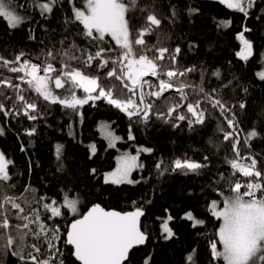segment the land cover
Masks as SVG:
<instances>
[{"label":"trees","instance_id":"obj_1","mask_svg":"<svg viewBox=\"0 0 264 264\" xmlns=\"http://www.w3.org/2000/svg\"><path fill=\"white\" fill-rule=\"evenodd\" d=\"M27 3L28 0H16V9L21 15L31 16V23H24L12 30L7 21L0 17V57L14 61L15 56L23 51L26 58L31 59L32 62L42 63L41 50L47 51L51 48L56 51L61 47L59 41L65 36L67 37L65 48L72 41H75L80 48H89L88 42L78 35L82 26L69 24L65 31L64 17L67 15L71 18L72 15L67 0L62 9H55L47 21L41 19L37 13L29 11ZM139 3L141 7L152 5L153 8L149 10L154 9L155 14L162 21L158 28H154L152 34L145 36L146 45L164 47L170 51L179 46L182 53L178 57L177 69L183 71L193 66L196 69L186 77L180 78L189 85L185 89L188 100L181 102L179 94L174 89L169 90L162 98L155 101L154 111H166L170 105L183 103L184 106L178 111L186 113L187 103L195 104L200 100V107L205 111V123L195 125L194 130L190 131L186 121L180 122L181 127L173 128L153 118L145 127L130 122L124 114L104 101H97L95 105L90 102L80 108L82 120L79 114H74L59 104L49 107L40 101L36 102L39 111L44 115L37 121H29L23 116L6 119L0 113V126L4 128V135H0V149L7 158L14 161V166L9 167L12 176L10 183L14 187L7 188L6 193L13 197H26L27 200L32 201V207H37L34 196L44 195L61 201L62 193L70 198L78 195L81 201L78 206L81 215L94 204L121 212L131 211L134 210L132 202L135 201V207H142L145 212L141 220L142 230L149 234V239L145 246L130 253L126 264H144L145 258L149 256L150 264H187L185 258L193 249L196 250L195 264H223L222 261L212 259L209 247L210 241H218L216 233L221 221L212 217L206 208L210 201L221 198L220 192L224 195L231 194L228 191V178L232 170L225 160L235 158V154L231 143L224 142L219 127L223 126L225 131L231 129L227 127L219 110L205 102L200 88L210 94L216 89L214 98L220 99L229 107L239 101L246 102L244 109L238 107L234 109L237 122L236 135L240 138L238 147L242 157L248 154L255 155L259 161L258 168L264 171V81L256 75L264 65V0H257L247 18L243 13L229 9L226 4H221L218 0H139ZM21 4H25L26 7L21 9L19 7ZM170 5L176 6L177 16L174 20L171 19ZM77 6H80L79 0ZM189 7L197 8L199 12L190 16L187 11ZM144 15L146 13L142 15L139 11L128 14L130 31L133 34L131 38H135L136 29L143 25ZM228 20L231 21L228 27L218 26L220 21ZM41 25H44L47 31H44ZM30 28L35 29V40L29 39L32 34ZM245 28L251 30L246 31L245 36L252 42L254 50V55L248 61H243L235 55L241 48L236 36ZM104 47H115L111 37H106ZM89 50L94 53L96 49L89 48ZM148 55L151 56L153 53L149 52ZM38 56L41 57L40 60L36 59ZM164 63L169 62L165 60ZM77 66L79 65L73 64V67ZM55 67L59 69L60 64L56 62ZM217 69L220 72L219 78L212 75ZM107 70L98 73L95 69H87L86 73L100 75L101 84L109 88L115 81L103 79ZM16 75L0 66V78H11L15 83L18 82ZM146 79L157 82L153 77ZM224 85L228 86L224 87ZM22 87L27 86L22 85ZM50 87L54 89V83H51ZM245 88L248 89L246 93ZM55 91L61 94V90ZM23 94L30 102L36 100L34 92L28 91ZM5 95L14 99V93L10 89H5ZM76 95L83 96L84 93L82 90H77ZM116 95L119 93L117 92ZM0 100L4 101L7 108H11V100H4L3 97H0ZM101 120H108L116 133L121 136L122 139L115 147H108L106 139L100 135L98 125ZM130 123L134 140L128 139ZM33 126L37 129L36 134L31 137L25 135L24 130ZM252 130H256L259 136L247 141V134ZM93 143L97 148L95 155L90 154L88 147ZM57 144L63 145V171L57 170L58 164L54 154ZM21 145L26 151H20ZM139 146L153 150L151 153L141 152L139 156V163L144 167L134 171L133 180H141V183L105 184L103 174L115 167L119 152L136 151ZM185 156L197 161H202L204 156H208L209 167L200 176L157 174L155 164L158 160L163 159L168 163L176 157ZM92 169H96L95 175L91 172ZM219 173L224 174L225 180L217 184ZM233 179L247 178L237 173ZM26 185H31L36 192H25ZM16 202L25 207L24 214H27L29 209L24 200L17 199ZM189 209L194 211L196 217L205 221L203 226L192 228L191 222L180 219ZM40 211L44 219L43 209ZM14 214L15 210H12V215L9 216L12 225L10 232L16 238V244H19L17 229L14 226L23 221L15 219ZM168 214L175 218L168 222L175 235L165 240L161 235V226ZM77 217L79 215L74 217L65 211L62 217L47 223L49 226L58 224L62 237H66V229ZM30 227L35 226L30 225ZM3 231L0 229V232ZM33 243L38 242L31 235L25 238L22 245L25 254L33 251L29 247ZM59 246L65 253L64 264H79L68 254L72 251L70 246H65L62 241ZM13 247L15 248V245ZM219 248L221 245L218 243ZM44 255L46 248L41 247V255L38 258H43ZM0 264H20V262L9 253L0 255Z\"/></svg>","mask_w":264,"mask_h":264},{"label":"snow or ice","instance_id":"obj_2","mask_svg":"<svg viewBox=\"0 0 264 264\" xmlns=\"http://www.w3.org/2000/svg\"><path fill=\"white\" fill-rule=\"evenodd\" d=\"M219 2L226 4L229 9L243 13L247 18L257 0H219ZM64 3L65 0H28L27 8L47 21L55 9H62ZM67 3L72 15L71 18L67 15L64 17L65 31L69 24L82 26L78 35L88 42L89 48L96 50L93 53L89 48H80L75 41L65 48L64 44L67 41L65 36L59 41L61 47L56 51L51 48L47 51L41 50L42 63L32 62L31 59L26 58L23 51L15 56L14 61L0 57L2 61L0 66L17 74L16 81H18L14 83L11 78H0V97L12 101L11 108H7L4 101L0 100V113L6 119L23 116L29 121H37L44 115L39 111L36 102L40 101L49 107L59 104L72 113L79 114L82 120L83 115L79 112L80 108L90 102L95 105L97 101H104L124 114L130 122L145 127L153 118L173 128L181 127L180 122L186 121L190 131L194 130L195 125L205 123V111L200 107V100H197L195 104L187 103L186 113L178 111L184 106L183 103L170 105L166 111H154L155 101L162 98L169 90L174 89L179 94L181 102L187 101L188 96L185 89L189 85L180 78L186 77L188 73L196 69L194 66L185 68L183 71L177 69L178 57L182 53L179 46L170 51L168 48L146 45L145 36L152 34L154 28H158L162 22L154 9L149 10L153 8L152 5L141 7L139 0H79V7L77 0H67ZM19 7L23 9L26 5L21 4ZM170 10L171 19L174 20L177 16L176 6L170 5ZM136 11L142 15L146 13V15L143 16L144 23L136 29L133 39L128 14ZM187 11L191 16L198 13L199 9L189 7ZM0 17L7 21L12 30L32 21L31 16L19 14L16 9V0H0ZM230 24V20L220 21L218 26L226 28ZM41 28L47 31L44 25H41ZM29 31L32 33L29 39L35 40V29L30 28ZM246 31L251 30L245 28L236 36L241 48L235 55L243 61H248L254 55L253 44L245 37ZM106 37H111V40L115 42L114 48L104 47ZM149 52L153 55L149 56ZM22 57L25 58L22 60ZM36 59L40 60L41 57L38 56ZM165 60L169 63L165 64ZM56 62L60 64L59 69L55 67ZM73 64L79 66L73 67ZM109 65H111L110 69ZM87 69H95L98 73L108 69L103 79L115 81V83L105 88L100 82L102 77L87 74ZM212 75L219 78V70L214 71ZM256 75L264 81V71ZM149 76L155 78L157 82L145 79ZM51 83H54V89L50 87ZM22 85L27 87H22ZM227 86L224 85V87ZM5 89L12 90L14 99L12 96L5 95ZM55 90H61V94H57ZM77 90H82L84 95L77 96ZM28 91L36 94V100L30 102L26 99L23 93ZM244 91L246 93L248 89L245 88ZM117 92L119 95H116ZM200 92L205 102L219 110L227 127L231 129V131H225L223 126L219 127L224 142L231 143L235 154V158L225 160L232 170L228 178V191L231 194L225 196L223 192H220L223 206H220L221 201L212 200L206 208L212 217L221 221L216 233L218 241L209 242L211 257L214 261H222L223 264H264V171L258 168L259 161L255 155L241 156L238 147L240 138L236 135L237 122L234 109L236 107L244 109L246 102L239 101L229 107L220 99L214 98L213 94L216 93V89H213L210 94L204 92L201 87ZM131 127L130 123L128 139L134 140ZM36 132L37 129L34 126L24 130V134L29 137L34 136ZM69 134L71 135V132ZM0 135H4L2 126H0ZM258 136V132L252 130L247 134L246 140L251 141ZM104 138L107 139L110 148L115 147L116 142L122 139L115 135L110 125L104 128ZM88 147L90 154L95 155L96 145L91 144ZM20 151H26L23 145ZM152 151L151 148L141 146L137 148L135 155L123 153L117 157L115 169L104 174V183L112 185L141 183V180L132 179V173L144 167L139 163L141 152L151 153ZM54 154L58 164L57 170L63 171V145H55ZM209 163L208 156H204L202 161L186 156L176 157L168 163H165L163 159L158 160L155 170L159 176H164L166 173L200 176L209 167ZM10 166H14V161L7 158L4 151L0 150V229L4 230L0 232V255L10 253L18 259L20 264H64L65 253L59 246L62 241L65 246L71 247L72 251L68 254L79 264H126L130 250L135 246L146 244L149 239V234L142 230L141 217L145 215V212L142 207H135V201L132 202L134 206L132 211L105 210L100 204H94L81 215L78 207L81 202L79 196L70 198L62 193L61 201L44 195L34 196L37 207H32V201L24 196L7 195L6 189L14 187L10 183L12 180L9 172ZM29 169H31V162H29ZM91 172L95 175L96 169H92ZM237 173L247 179H233ZM218 175L217 184L225 180L223 173ZM214 190L219 191V189ZM24 191L35 193L36 189L31 185H26ZM17 199L24 200L29 209L27 214H24L26 209L16 202ZM40 209H43L44 219H42ZM12 210H15V219L23 221L14 226L17 229L20 244H16V238L10 232L12 225L9 216L12 215ZM65 211L74 217L79 215L80 218L72 220L66 229V237H62L60 226L58 224L49 226L47 221L54 222L55 218L62 217ZM157 219L161 218L157 217ZM174 219L171 214H168L162 221L161 235L165 240L175 235L168 223ZM180 219L191 222L192 228L205 224L204 220L195 216L192 209L185 212ZM30 225L35 227H30ZM29 235L34 237L38 243L31 244L29 247L33 251L25 254L22 245ZM218 243L222 246L219 249ZM41 247L46 248V255L38 258L41 255ZM195 253L196 250L193 249L187 254L185 258L187 264H195ZM150 260V256L146 257L144 264H150Z\"/></svg>","mask_w":264,"mask_h":264},{"label":"rangeland","instance_id":"obj_3","mask_svg":"<svg viewBox=\"0 0 264 264\" xmlns=\"http://www.w3.org/2000/svg\"><path fill=\"white\" fill-rule=\"evenodd\" d=\"M219 1V0H218ZM19 12V11H18ZM19 14H20V12H19ZM246 37V36H245ZM247 38V37H246ZM247 39H249V38H247ZM264 66V65H263ZM260 71H264V67H262L260 70H258V72H260ZM257 72V73H258ZM106 125H110V128H111V130H113L114 132H115V135H117V136H119V137H121L118 133H116V131L113 129V127L111 126V123L108 121V120H101L100 122H99V125H98V129H99V132H100V135L102 136V137H104V128H105V126ZM106 141H107V139H106ZM120 141V140H119ZM118 142V141H117ZM117 142H116V145H117ZM107 143H108V141H107ZM93 144H95V143H93ZM139 147H141V146H139ZM138 147V148H139ZM143 147H146V146H143ZM148 148V147H147ZM1 150V149H0ZM123 153H131L132 155H135L136 154V151H131V150H125V151H121V152H119V154L117 155V157H119L120 155H122ZM7 157V156H6ZM116 163H117V158H116ZM115 167H116V165H115ZM115 167L114 168H112L111 170H108V171H106V172H104V174H106V173H108V172H110V171H112V170H114L115 169ZM134 173V172H133ZM133 173H132V179H133ZM104 174H103V176H104ZM225 196H228V195H225ZM75 197V196H74ZM214 200H217V201H221V204H220V206L222 207L223 206V204H222V197L220 198V199H214ZM79 206V205H78ZM17 239H18V237H17ZM19 241V240H18ZM17 242V241H16ZM19 244H20V242H19ZM222 247V246H221Z\"/></svg>","mask_w":264,"mask_h":264},{"label":"water","instance_id":"obj_4","mask_svg":"<svg viewBox=\"0 0 264 264\" xmlns=\"http://www.w3.org/2000/svg\"><path fill=\"white\" fill-rule=\"evenodd\" d=\"M41 74H43V73H41ZM149 77H150V76H149ZM149 77H146V78H149ZM146 78H145V79H146ZM238 146H239V145H238ZM101 207H102V206H101ZM103 208H104V207H103ZM104 209H105V210H114V209H106V208H104ZM88 210H89V209H88ZM88 210H87V211H88ZM87 211H86V212H87ZM117 211H118V210H117ZM131 211H132V210H131ZM86 212H85V213H86ZM77 218H80V216L77 217ZM142 218H143V217H141V220H142ZM70 224H71V223H70ZM70 224H69V226H70ZM146 243H147V242H146ZM145 245H146V244H144V245H140V246H135L132 250H130V253H131L134 249H137V248H139V247H143V246H145ZM129 256H130V254H129ZM78 263H79V262H78Z\"/></svg>","mask_w":264,"mask_h":264}]
</instances>
